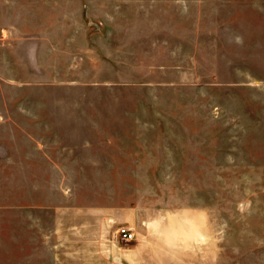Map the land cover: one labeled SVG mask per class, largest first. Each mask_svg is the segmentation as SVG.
<instances>
[{
	"label": "rangeland",
	"instance_id": "1",
	"mask_svg": "<svg viewBox=\"0 0 264 264\" xmlns=\"http://www.w3.org/2000/svg\"><path fill=\"white\" fill-rule=\"evenodd\" d=\"M59 12L111 20L123 45L105 74L60 86V132L141 145L121 169L60 170V196L169 210L181 240L212 245L208 264H264V0H60Z\"/></svg>",
	"mask_w": 264,
	"mask_h": 264
},
{
	"label": "crops",
	"instance_id": "2",
	"mask_svg": "<svg viewBox=\"0 0 264 264\" xmlns=\"http://www.w3.org/2000/svg\"><path fill=\"white\" fill-rule=\"evenodd\" d=\"M59 2L0 0V264H208L212 245L181 240L169 210L60 196V170L121 169L141 145L131 132H60V86L105 74L123 45L111 20L60 18Z\"/></svg>",
	"mask_w": 264,
	"mask_h": 264
},
{
	"label": "built area",
	"instance_id": "3",
	"mask_svg": "<svg viewBox=\"0 0 264 264\" xmlns=\"http://www.w3.org/2000/svg\"><path fill=\"white\" fill-rule=\"evenodd\" d=\"M119 233L122 239L129 240L134 238V233L130 231L127 227H120Z\"/></svg>",
	"mask_w": 264,
	"mask_h": 264
}]
</instances>
